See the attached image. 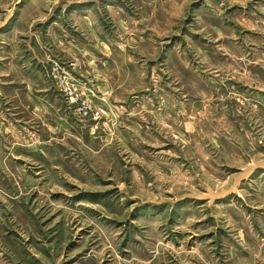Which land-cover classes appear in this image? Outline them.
<instances>
[{"label": "rangeland", "instance_id": "obj_1", "mask_svg": "<svg viewBox=\"0 0 264 264\" xmlns=\"http://www.w3.org/2000/svg\"><path fill=\"white\" fill-rule=\"evenodd\" d=\"M0 264H264V0H0Z\"/></svg>", "mask_w": 264, "mask_h": 264}]
</instances>
